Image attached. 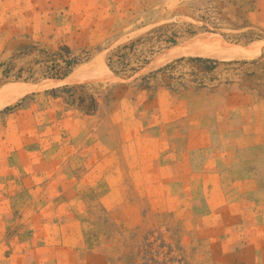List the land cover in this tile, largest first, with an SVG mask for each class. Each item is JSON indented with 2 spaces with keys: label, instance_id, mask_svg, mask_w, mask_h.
I'll list each match as a JSON object with an SVG mask.
<instances>
[{
  "label": "rangeland",
  "instance_id": "374dc122",
  "mask_svg": "<svg viewBox=\"0 0 264 264\" xmlns=\"http://www.w3.org/2000/svg\"><path fill=\"white\" fill-rule=\"evenodd\" d=\"M0 264H264V0H0Z\"/></svg>",
  "mask_w": 264,
  "mask_h": 264
},
{
  "label": "bare ground",
  "instance_id": "6f19581e",
  "mask_svg": "<svg viewBox=\"0 0 264 264\" xmlns=\"http://www.w3.org/2000/svg\"><path fill=\"white\" fill-rule=\"evenodd\" d=\"M193 42V41H192ZM193 45L190 43H187L186 46H183V50H185L186 53L194 52L197 54H209L211 56L216 57H224L228 56L233 49H229L227 47L222 46H213V47H202L198 46L196 48H192Z\"/></svg>",
  "mask_w": 264,
  "mask_h": 264
},
{
  "label": "trees",
  "instance_id": "16d2710c",
  "mask_svg": "<svg viewBox=\"0 0 264 264\" xmlns=\"http://www.w3.org/2000/svg\"><path fill=\"white\" fill-rule=\"evenodd\" d=\"M199 59V58H198ZM207 61H211V60H207ZM68 74V71L65 72L64 76H66Z\"/></svg>",
  "mask_w": 264,
  "mask_h": 264
}]
</instances>
